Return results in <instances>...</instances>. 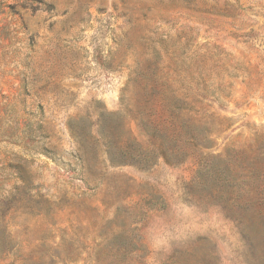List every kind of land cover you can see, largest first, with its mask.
<instances>
[{
	"label": "rangeland",
	"instance_id": "obj_1",
	"mask_svg": "<svg viewBox=\"0 0 264 264\" xmlns=\"http://www.w3.org/2000/svg\"><path fill=\"white\" fill-rule=\"evenodd\" d=\"M0 264H264V0H0Z\"/></svg>",
	"mask_w": 264,
	"mask_h": 264
},
{
	"label": "trees",
	"instance_id": "obj_2",
	"mask_svg": "<svg viewBox=\"0 0 264 264\" xmlns=\"http://www.w3.org/2000/svg\"><path fill=\"white\" fill-rule=\"evenodd\" d=\"M164 157H166V155H163Z\"/></svg>",
	"mask_w": 264,
	"mask_h": 264
}]
</instances>
